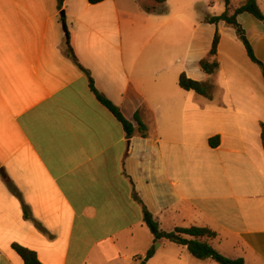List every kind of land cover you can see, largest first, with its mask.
I'll return each mask as SVG.
<instances>
[{"label":"crops","instance_id":"obj_1","mask_svg":"<svg viewBox=\"0 0 264 264\" xmlns=\"http://www.w3.org/2000/svg\"><path fill=\"white\" fill-rule=\"evenodd\" d=\"M192 4L170 17L70 0L68 38L58 0H0V264H25L14 243L43 264H218L166 239L146 261L155 243L146 210L164 231L208 227L223 255L264 264V77L223 38L219 69L202 70L211 47L195 40ZM177 20L186 33L173 49ZM238 21L264 65V21ZM70 50L134 124L132 137ZM182 73L217 95L182 89Z\"/></svg>","mask_w":264,"mask_h":264},{"label":"trees","instance_id":"obj_2","mask_svg":"<svg viewBox=\"0 0 264 264\" xmlns=\"http://www.w3.org/2000/svg\"><path fill=\"white\" fill-rule=\"evenodd\" d=\"M67 1L70 0H58L59 11L63 10L64 5ZM105 1L106 0H88V2L92 5H97ZM139 1L145 2V11L149 14L167 13L166 0H139ZM225 4H226V11L222 15L206 18L205 22L216 26H218L221 22H224L227 25L234 28L239 40L244 45L249 58L253 63L257 64L261 68L264 77V65L260 60L257 59L252 44L247 37L246 31L238 21V16L244 13H249L258 20L264 21V13L259 6L258 0H247L241 7L236 9L233 14L229 13L231 0H225ZM64 20L65 19L61 18L62 22ZM67 36L69 38V31ZM220 40H221L220 34L219 32H216L214 36L212 48L209 53V59L206 58L200 62V66L202 70L208 75L215 74L220 67L219 62L217 60H212L217 56ZM67 54L71 56L74 62L76 63V65L84 73L88 75L91 91L95 94L98 101L113 113V115L117 118V120L123 125L125 132L130 137H132L136 132L134 124L125 118V116L120 111V109L116 107L112 103V101H110L107 97H105L102 93L98 91L90 72L85 68H83L77 62V59L73 51L72 50L67 51ZM179 85L182 89L186 91H194L199 96H202L209 100L213 99L214 86L212 84L202 83L200 81L194 80L188 77L186 73H182L180 75ZM138 122H139L138 133L142 137H148L149 128L143 122L141 121ZM261 128H262V143L264 148V124L261 125ZM209 144L212 148H217L220 145V137H215L210 139ZM25 215L26 217H28V213L26 209H25ZM145 222L148 229L155 238V243L153 244L151 249L147 252L146 261H149L151 258H153V256L157 252L156 241L161 239H166L178 245L187 247L190 254L201 261L211 259L217 262L218 264H245L243 258L231 259L224 256L221 252L215 249L210 244V241L215 240L218 237V233L208 227L192 226L189 228H176L174 231L167 232L160 228V224L158 220H156L152 215V213H150L148 210H146L145 213ZM185 236L190 237L191 239L185 238ZM12 249L22 258L25 264H43L39 260L37 253L29 248H26L18 243H14L12 245Z\"/></svg>","mask_w":264,"mask_h":264},{"label":"rangeland","instance_id":"obj_3","mask_svg":"<svg viewBox=\"0 0 264 264\" xmlns=\"http://www.w3.org/2000/svg\"><path fill=\"white\" fill-rule=\"evenodd\" d=\"M166 9L171 16H175L180 10V3L185 1H191L194 4L191 5L190 8L185 11L188 16H192V23L194 28L198 27V32L195 34V40L198 41L200 39V48L205 47L208 43H210V47L212 48L214 36L216 32H219L220 37L224 39V48L227 47H239L245 48L242 42L239 40L235 29L226 24V29H220L218 26L204 23L206 18L220 16L226 11L225 0H166ZM247 0H231V5L229 9V13L233 14L236 9L241 7ZM121 4L124 6H128L131 11L135 14L143 13L145 9V2L137 1V0H119ZM259 6L264 13V0H258ZM179 26L177 27V39L173 41L174 44L171 45L173 49H180L182 42L185 40V30L181 28L180 20H177ZM221 42V40H220ZM240 44V45H239ZM164 45L162 43L161 48ZM241 49V48H240ZM211 50V49H210ZM219 51V47H218ZM246 51V49H245ZM217 90H214V95H217ZM148 244V243H147ZM214 248H218L219 244L217 242L213 243ZM153 246V245H152ZM152 246H149L148 251ZM223 254V253H222ZM224 256L230 258L228 255ZM211 263V262H210ZM213 264V263H212Z\"/></svg>","mask_w":264,"mask_h":264},{"label":"water","instance_id":"obj_4","mask_svg":"<svg viewBox=\"0 0 264 264\" xmlns=\"http://www.w3.org/2000/svg\"><path fill=\"white\" fill-rule=\"evenodd\" d=\"M60 16H61V18L66 19L67 15H66L65 10H62V11H61ZM63 27H64V29H65L66 34L68 35V28H67V24H66L65 20L63 21ZM67 37H68V36H67ZM130 146H131V141L129 142V148H130ZM0 174H1L3 177H5V174H4L3 169L0 171ZM142 264H146V263L143 262Z\"/></svg>","mask_w":264,"mask_h":264}]
</instances>
